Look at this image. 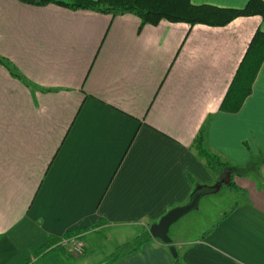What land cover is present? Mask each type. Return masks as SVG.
I'll use <instances>...</instances> for the list:
<instances>
[{
	"label": "crops",
	"instance_id": "obj_1",
	"mask_svg": "<svg viewBox=\"0 0 264 264\" xmlns=\"http://www.w3.org/2000/svg\"><path fill=\"white\" fill-rule=\"evenodd\" d=\"M258 28L259 15L224 26L141 25L131 13L0 0V56L20 75L0 63V264L74 257L49 248L67 231L85 240L75 264H172L168 244L145 234L217 183L195 150L199 130L206 126V148L229 165L264 155V59L240 108L219 109ZM258 169L255 181L235 175V185L200 195L220 191L229 208L182 241L176 264H264V161ZM137 227L144 239L130 250ZM104 230L126 234L121 251L97 258L86 236ZM101 245L96 236L92 246Z\"/></svg>",
	"mask_w": 264,
	"mask_h": 264
},
{
	"label": "trees",
	"instance_id": "obj_2",
	"mask_svg": "<svg viewBox=\"0 0 264 264\" xmlns=\"http://www.w3.org/2000/svg\"><path fill=\"white\" fill-rule=\"evenodd\" d=\"M30 4L55 3L70 9H91L101 13H108L112 16L131 13L140 19L141 25H156L161 20L170 22H184L189 25L205 24L210 26H224L231 20L239 16L259 15L264 18V0H248L240 8L219 7L211 4H194L191 0H21ZM264 59V31L258 28L250 39L244 55L237 66L234 76L223 96L220 110L227 112L237 111L245 98L250 94L252 84L255 80ZM0 63L4 65L14 76L20 75L13 69L12 65L0 56ZM206 126L202 127L194 140V147L199 157L206 160L208 168L213 175L222 177L230 171L229 181H220L223 185H235L232 177L235 175L247 176L251 169L258 173V168L264 161V155L259 154L251 157L246 164L229 165L216 154L210 153L206 148L204 133ZM250 165H254L250 168ZM229 166L228 170L225 169ZM246 166V167H245ZM216 177V176H215ZM231 179V180H230ZM219 182V181H217ZM221 184V185H222ZM211 192L216 188L210 187ZM191 194V198L198 192ZM149 233L145 234V237ZM142 237V236H141ZM57 238L53 237L50 243H54ZM138 241L136 249L141 245ZM173 263L179 260L178 254L173 256Z\"/></svg>",
	"mask_w": 264,
	"mask_h": 264
},
{
	"label": "rangeland",
	"instance_id": "obj_3",
	"mask_svg": "<svg viewBox=\"0 0 264 264\" xmlns=\"http://www.w3.org/2000/svg\"><path fill=\"white\" fill-rule=\"evenodd\" d=\"M253 167H254V165H253ZM253 167H252V165H250V168H253ZM228 168H229V166H227L225 169L228 170ZM229 175H230V171L227 172V175L225 174L222 177L215 175L216 176L215 177L216 182L217 181H219V182H217L216 184L214 182L213 184L207 185V186L204 185L205 187L200 188V190L196 193L203 195L209 191L210 187H212V188L214 187V189L219 188L220 186H222L221 185L222 183L220 181H222L224 179H227L229 181ZM245 178H250V179L254 180L255 179L254 178V171L251 169V171L249 172V175H247ZM232 180H235V176L232 177ZM224 182H226V181L224 180ZM225 186L226 185H223L222 187L225 188ZM220 193L221 192L219 191L217 193L216 192L212 193L211 195L209 194L208 196H211V198H212V199H209V201H205L203 199H200L198 201L196 207L189 210L184 215H182L177 220H175L173 223H171V225L169 226V229H168V236L172 240V243L167 245V253H168L169 257L172 258L173 256L177 255L179 250L181 251V247H183V245H184L182 243V241H187L189 239H194V238L198 237L199 235L203 234V232L210 229L212 227V225L215 224L216 221L221 219L220 214H219V216H217L219 213V210L221 209V207L227 208L228 206L225 203H221L218 200ZM225 211H227V209L221 210L220 213H224ZM134 232L136 233V235H139V238L141 241L142 235H140V234L143 232V229L141 227H137V228L133 229V231H131V229H130L128 231V235L131 237ZM148 232H149V228H148ZM77 234H78L77 231L76 232L67 231V232H64L63 234L58 235V237H59V240L62 238H71V237L77 238ZM122 234H126V233L120 232L118 235L116 232H111L110 230H108V231L104 230V231L98 232L97 235L87 234L86 239L88 242H87V246H86V252L92 253L93 255L96 253L97 254L96 257L100 258V257L105 256L109 251L113 250L114 248L117 249L116 252L121 251L122 248H119L117 246V244H118L117 239H118V237L120 238V235H122ZM149 234H150V232H149ZM78 235L80 236V238L84 242V247L80 252H73V249L71 247L60 248V247L55 246V243L58 240V237L54 243H51L49 248L55 247V248L64 249L66 252H68L69 254H71V256H74V257L81 256L84 253L85 240L81 237L80 234H78ZM96 236L102 237L103 245L96 246V247L92 246V242H94V238ZM155 239L160 241L163 244L161 239H159V238H155ZM137 241H138V236L136 237V240L134 238L131 242H129V244H127V248L132 250L133 248L131 245L132 244L135 245L137 243ZM63 242L64 241L62 240V243ZM173 242H176V244H174ZM127 248H123V251H126ZM172 248L175 249V252H174L175 254H173ZM56 251L58 252V250H52L49 253V255L52 254L53 252H56ZM55 254L58 255V253H55ZM178 256L180 257L179 254H178ZM74 257H70V256L61 257L60 260L57 259L56 257L55 258L50 257V259L45 264H75L76 259H74ZM95 261H97V260H95ZM39 262L40 261L38 260L35 264H40ZM102 262H104V260ZM94 263L98 264V262H94ZM172 264H174V263L172 262Z\"/></svg>",
	"mask_w": 264,
	"mask_h": 264
},
{
	"label": "water",
	"instance_id": "obj_4",
	"mask_svg": "<svg viewBox=\"0 0 264 264\" xmlns=\"http://www.w3.org/2000/svg\"><path fill=\"white\" fill-rule=\"evenodd\" d=\"M200 194L196 193L191 200L182 206H177L168 210L164 215H162L157 222L152 223L149 226V232L154 238H159L165 244H170L171 239L168 236V229L171 223L177 220L179 217L184 215L189 210L196 207ZM173 254H175V249L172 248Z\"/></svg>",
	"mask_w": 264,
	"mask_h": 264
},
{
	"label": "built area",
	"instance_id": "obj_5",
	"mask_svg": "<svg viewBox=\"0 0 264 264\" xmlns=\"http://www.w3.org/2000/svg\"><path fill=\"white\" fill-rule=\"evenodd\" d=\"M62 240L64 241L62 243ZM55 246L60 247V248H69L71 247L73 249V252H80L83 247H84V242L83 240L80 238V236L77 234V238L75 237H71V238H62L56 241ZM55 248V247H52Z\"/></svg>",
	"mask_w": 264,
	"mask_h": 264
}]
</instances>
